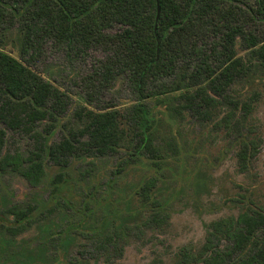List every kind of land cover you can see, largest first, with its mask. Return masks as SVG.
<instances>
[{"label":"trees","instance_id":"1","mask_svg":"<svg viewBox=\"0 0 264 264\" xmlns=\"http://www.w3.org/2000/svg\"><path fill=\"white\" fill-rule=\"evenodd\" d=\"M114 25H119L120 31H105ZM12 26L21 29L20 59L1 49L5 30ZM262 26L264 0H0V122L32 140L26 152H9L5 150V132L0 129V174L14 173L38 186L46 176V161L65 167L83 157L113 153L123 142L131 141L134 152L156 160L159 149L153 133L142 128L138 113L144 98L169 92H176L173 100L177 104L172 109L177 115L190 111L200 121L211 119L212 109L228 107L220 123L231 130L234 125L229 119L235 109L248 112L251 105L232 99L228 90L244 69L264 68ZM45 39L82 52L104 45L110 55L100 65L101 73L96 69L98 83L106 87L115 77L128 75L139 101L132 105L131 115L124 116L113 105L96 110L80 106L72 111L79 125L48 143L47 136L64 114L69 96L31 67ZM238 39L247 52L248 64L235 52ZM168 76L172 77L169 84L159 82L154 90L146 89L148 80ZM257 149L253 140L239 142L236 156L240 170L246 169ZM92 168L93 162H88L77 170L78 175L86 178ZM61 179L62 172H57L51 180L58 183ZM156 183L157 178L149 176L137 190L140 200L151 207L157 205L151 198ZM38 210L32 204L13 203L5 213L14 221L2 228L14 237L38 218ZM163 221L153 212L144 225ZM262 226V211L214 220L200 247H181L172 264H264V248L240 255ZM119 237L110 229L85 235L96 255L107 262L120 252ZM149 264L161 262L155 259Z\"/></svg>","mask_w":264,"mask_h":264},{"label":"rangeland","instance_id":"2","mask_svg":"<svg viewBox=\"0 0 264 264\" xmlns=\"http://www.w3.org/2000/svg\"><path fill=\"white\" fill-rule=\"evenodd\" d=\"M120 28L114 25L105 31L113 34ZM20 36L18 26L7 28L1 49L20 59ZM234 47L248 64L239 39ZM108 55L104 45L82 52L64 43L43 41L31 67L69 96L64 114L47 136L48 143L79 125L72 111L80 106L96 110L113 105L124 116L131 115L132 105L139 101L128 75L115 77L106 87L98 83L99 67ZM171 78L148 80L145 87L152 91L159 82L169 84ZM228 93L239 103L251 105L248 112L235 109L229 119L234 125L231 130L220 123L228 107L218 106L212 109L211 119L200 121L190 111L182 115L173 111L176 92L144 98L138 116L146 133H153L159 149L156 160L134 152L131 141L123 142L113 153L83 157L65 167L46 161V176L38 186L14 173L0 174V264H149L155 259L172 264L181 247H200L212 221L264 212V68L244 69ZM0 129L5 132V150L26 152L31 148L28 135L1 122ZM241 140L258 145L245 170L239 169L236 156ZM88 162H93L92 172L82 178L77 170ZM57 172H62V179L54 183L51 179ZM149 176L157 178L151 192L156 207L142 202L137 194ZM13 203L38 206L39 212L27 229L9 237L2 225L14 221L5 213ZM153 212L164 221L146 227L144 222ZM109 229L120 235V252L107 262L96 255L85 235ZM258 248H264V226L255 231L240 255Z\"/></svg>","mask_w":264,"mask_h":264}]
</instances>
